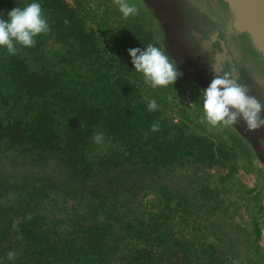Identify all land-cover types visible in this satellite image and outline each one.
Returning a JSON list of instances; mask_svg holds the SVG:
<instances>
[{
  "label": "rangeland",
  "instance_id": "obj_1",
  "mask_svg": "<svg viewBox=\"0 0 264 264\" xmlns=\"http://www.w3.org/2000/svg\"><path fill=\"white\" fill-rule=\"evenodd\" d=\"M60 1L81 20L85 33L94 36L95 49L82 51L85 60H79L74 38L69 44L50 41L45 57L34 64L35 70L66 73L86 83L89 93L95 73L123 77L145 100H156L160 121L167 120L174 129L166 139L181 131V138L185 133L196 140L191 139L189 146L182 139L183 155L162 150L164 139L145 150L140 144L104 145L97 152L92 173L81 177L71 167L69 150L43 152L26 141L14 143L5 137L0 142V204L25 201L32 193L30 202L34 198L36 203L38 197L37 213L53 216L62 209L72 214L75 208L83 211L77 207L80 201L108 196L110 203L126 205L132 219L163 213L170 222V215L177 233L198 237L200 243L207 239L212 245L209 251L221 263L264 264V166L250 143L231 125L210 126L204 120L198 90L189 82L177 79L174 84L153 88L134 72L129 49L149 44L160 47V38L139 1L128 0L137 13L127 18L120 13L118 0ZM31 2L0 0V9L7 13ZM11 143L16 147H10ZM207 143L214 151L212 163L206 161ZM119 187L128 193L117 199L122 194ZM161 187L166 188L167 200L159 192ZM169 200L171 209L167 208Z\"/></svg>",
  "mask_w": 264,
  "mask_h": 264
},
{
  "label": "trees",
  "instance_id": "obj_2",
  "mask_svg": "<svg viewBox=\"0 0 264 264\" xmlns=\"http://www.w3.org/2000/svg\"><path fill=\"white\" fill-rule=\"evenodd\" d=\"M40 1L43 14L48 16L49 31L38 36L32 48L22 49L14 56L0 49V142L9 137L14 143L26 141L43 152L69 150L71 167L82 177L92 173L97 152L104 145L116 148L140 144L145 150L164 139L166 145L162 150L182 154L186 150L181 147L182 139L189 146L191 139L196 140L194 135L185 133V138H181V131L166 139L173 129L170 123L160 121L159 111H150L142 92L123 77L95 73L89 93L84 88L86 83L69 78L66 73L35 70L34 64L45 57L50 41L69 44L74 38L80 49L79 60H85L82 51L88 53L96 45L94 36L85 33L81 20L60 0ZM62 59L67 61L65 57ZM154 124L158 126L155 132ZM95 134L103 135L102 143L93 139ZM14 143L10 147H16ZM206 146V161L212 163L213 148L209 143ZM119 190L122 194L117 199L128 193L120 187ZM159 192L167 200L166 188L161 187ZM107 197L100 201L96 197L83 201L78 198L77 207L83 211L75 208L72 214L62 209L53 216L37 213L38 197L35 196L36 203L34 198L30 202L32 193L25 201L1 203L0 261L2 264H231L227 260L221 263L216 253L209 251L212 245L207 239L200 243L198 237L177 233L170 215H167L170 222L164 220L163 213L151 214L148 219H132L126 205L110 203ZM168 202L167 208L171 209V201ZM10 251L15 253L13 260L7 257Z\"/></svg>",
  "mask_w": 264,
  "mask_h": 264
},
{
  "label": "flooded vegetation",
  "instance_id": "obj_3",
  "mask_svg": "<svg viewBox=\"0 0 264 264\" xmlns=\"http://www.w3.org/2000/svg\"><path fill=\"white\" fill-rule=\"evenodd\" d=\"M136 1L175 64L177 79L195 86L202 102V91L212 79L228 74L264 104V53L255 36L244 29V17L236 6L226 0ZM231 127L250 143L264 166V128L249 131L242 120Z\"/></svg>",
  "mask_w": 264,
  "mask_h": 264
},
{
  "label": "clouds",
  "instance_id": "obj_4",
  "mask_svg": "<svg viewBox=\"0 0 264 264\" xmlns=\"http://www.w3.org/2000/svg\"><path fill=\"white\" fill-rule=\"evenodd\" d=\"M120 13L125 17L137 13L135 6L128 0H118ZM49 31V24L37 0L23 6L13 7L7 13H0V49L10 55H16L22 49L32 48L36 38ZM129 56L134 72L140 74L144 82L153 88L174 84L178 78L175 64L170 60L165 49L149 44L143 48L129 49ZM202 110L204 120L210 126L235 125L241 120L249 131L264 128V104L250 96L246 89L228 74L215 76L203 91ZM155 99L148 103L150 111L157 109ZM158 130L157 125L152 131ZM97 143L103 142L102 134H95ZM7 257L13 260L14 252ZM2 264V261H0Z\"/></svg>",
  "mask_w": 264,
  "mask_h": 264
},
{
  "label": "water",
  "instance_id": "obj_5",
  "mask_svg": "<svg viewBox=\"0 0 264 264\" xmlns=\"http://www.w3.org/2000/svg\"><path fill=\"white\" fill-rule=\"evenodd\" d=\"M244 17V29L251 32L264 53V0H226Z\"/></svg>",
  "mask_w": 264,
  "mask_h": 264
}]
</instances>
